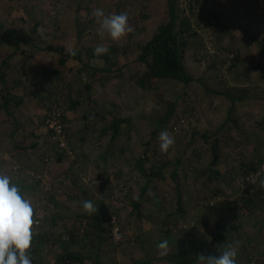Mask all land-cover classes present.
Instances as JSON below:
<instances>
[{"label":"rangeland","instance_id":"obj_1","mask_svg":"<svg viewBox=\"0 0 264 264\" xmlns=\"http://www.w3.org/2000/svg\"><path fill=\"white\" fill-rule=\"evenodd\" d=\"M178 2L197 30L183 57L197 79H148L143 87L138 80L147 78L146 68L137 55L165 16L167 0H0V24L24 27L39 47L16 50L0 41V70L7 75L0 81V174L31 200L34 221H40L33 234L45 235L42 245L49 247L38 262L40 244L32 241V264H65L61 255L71 244L74 264H176L162 256L176 249L181 233L195 225L211 238L218 224L227 245L236 247V264H264V188L245 192L242 171L244 163L264 160V0ZM97 8L106 15L127 13L132 31L119 43L100 37L92 16ZM98 44L116 63L93 80L94 102L131 120L114 141L102 114L86 116L85 86L94 67L106 66L88 55ZM49 45L81 51L82 59L60 64ZM11 53L10 65L2 66ZM9 94L23 102L7 110L2 104ZM227 94L241 99L233 103ZM72 99L81 104L72 107ZM52 104L65 122V148L46 123ZM163 130L175 139L166 153L159 147ZM202 133L218 139L216 165L212 140ZM31 144L36 146L19 148ZM153 169L161 174L152 175ZM84 199L110 206L124 230L121 243L113 241L110 225L90 232L95 213L71 222L55 216L79 210ZM74 223L78 234L71 231ZM163 240L166 250L157 247Z\"/></svg>","mask_w":264,"mask_h":264},{"label":"trees","instance_id":"obj_2","mask_svg":"<svg viewBox=\"0 0 264 264\" xmlns=\"http://www.w3.org/2000/svg\"><path fill=\"white\" fill-rule=\"evenodd\" d=\"M179 0H167L166 14L158 21L155 28L151 30L149 36L141 46V50L137 55L136 61L143 65L145 75L147 78H140L139 84L143 87L146 85L148 79L151 83H155L159 79H174L184 83H190L197 78L193 76L185 67L183 63L184 51L190 46L191 38L197 35V30L192 24L191 18L186 14L185 10L179 7ZM207 1V0H204ZM218 19L217 15H214ZM0 41L5 44L13 46L16 50H20L22 45L30 46L32 49H38L39 47L35 44V38L33 34L26 30L24 27H7L0 24ZM50 51L59 53L60 64H66L70 58L82 59V52H75V55H70L64 46L49 45L47 47ZM94 49H88V55L92 57L103 58L106 66L94 67L93 79L91 82L86 84L85 91L87 93V100L89 107L86 111V116H92L95 113L102 114L106 120H108V130L111 131V140L114 141L121 134L122 127L125 123H130V119H126L114 114H107L103 108H100L95 104L92 96V83L96 75L100 72H110V66L115 64L109 51L103 55H94ZM25 53V50L22 49ZM13 54H9L4 57L1 64L2 66L10 65V58ZM235 61L240 60V55L235 56ZM124 67V66H123ZM264 77V72H263ZM7 75L4 70H0V81L6 82ZM151 84V85H152ZM228 97L235 103L239 100L238 97L227 94ZM23 102L22 97L14 98L12 95H8L2 104L4 108L9 110V106L12 103L20 105ZM72 107H76L81 104L80 100L72 99ZM230 119V118H229ZM204 139L212 140V153H213V165H216L219 154H218V139L215 135L207 137L206 133H202ZM207 137V138H206ZM36 145L31 144L27 146H20L23 150H29L34 148ZM18 149V148H17ZM58 161H63V155L60 154L57 157ZM256 164L244 163L243 173L245 174L248 169L254 168ZM152 175H160V170H151ZM150 180L142 188L141 196H144L148 191ZM253 189L251 184H246L245 192L249 193ZM135 205H139V200L135 201ZM98 211L94 214V224L97 228H101L102 231H107V224L110 225L113 218V212L110 206L106 202H101L97 206ZM176 249L171 253H166L162 257L168 259L176 264H195L196 254L204 253L205 255L219 256L223 250L229 246L226 243V234L223 224L217 225L216 234L208 238L205 236L200 229L193 225L186 229L177 237ZM98 264V263H97Z\"/></svg>","mask_w":264,"mask_h":264},{"label":"clouds","instance_id":"obj_3","mask_svg":"<svg viewBox=\"0 0 264 264\" xmlns=\"http://www.w3.org/2000/svg\"><path fill=\"white\" fill-rule=\"evenodd\" d=\"M98 27V35L105 34L114 42L119 43L132 31L127 13L105 14L102 9L92 12ZM109 51L103 44H98L94 55H103ZM75 55L74 51L69 53ZM161 152H167L174 145L173 135L163 130L159 134ZM264 188V180L260 182ZM84 212L89 215L98 211L90 200L82 202ZM34 209L30 199L22 194L21 188L11 182L8 175L0 174V264H32L29 249L33 239ZM157 247L166 250L168 241H161ZM236 247L229 246L219 256L196 254L197 264H236Z\"/></svg>","mask_w":264,"mask_h":264},{"label":"built area","instance_id":"obj_4","mask_svg":"<svg viewBox=\"0 0 264 264\" xmlns=\"http://www.w3.org/2000/svg\"><path fill=\"white\" fill-rule=\"evenodd\" d=\"M46 123L50 131L55 134L59 140V146L65 148L66 129L63 116L57 105L52 104L46 117ZM68 151V149H67ZM66 153H71L68 151ZM264 180V160L259 164H256L254 168H250L244 174V182L251 184L254 187L259 186L260 182ZM40 221L36 220L35 224H39ZM110 234L115 243H121L124 240V230L117 217L113 214L112 222L110 224ZM69 235L63 237V239H69ZM35 253V246L31 244L29 249V255Z\"/></svg>","mask_w":264,"mask_h":264},{"label":"crops","instance_id":"obj_5","mask_svg":"<svg viewBox=\"0 0 264 264\" xmlns=\"http://www.w3.org/2000/svg\"><path fill=\"white\" fill-rule=\"evenodd\" d=\"M239 99H241V98H239ZM243 99V98H242ZM248 163H253L252 161L251 162H248ZM254 164V163H253ZM70 182H73V180L72 181H70ZM56 184V183H55ZM58 185V184H57ZM59 185H61V184H59ZM54 190H57L56 189V187H55V189ZM56 192V191H55ZM70 195V194H69ZM67 196V197H70V196ZM73 196H76V195H73ZM84 200H86V199H84ZM83 202V201H82ZM82 202H80V208H79V210H74V208H73V210L75 211H73L72 210V212L71 213H69V214H67V213H58L57 211L55 212L56 214H55V216L57 215H59L60 216V219H63V218H69L70 219V221H69V219H67V221L68 222H71L72 220H74V218L75 217H77V216H83V217H86V218H88L89 219V214H87L86 212H84V210H83V208H82ZM94 204V203H93ZM95 206H97V204H94ZM74 222V221H73ZM89 225H90V232H92V233H96V234H100V233H103V232H105V231H102L101 230V228H97L96 226H95V224H94V221H93V219H91L90 218V221H89ZM78 224H76L75 225V223L73 224V225H71V231L74 233V234H78V229L80 228V226L78 225ZM88 225V224H87ZM107 226V231H108V224L106 225ZM59 229V230H58ZM58 229L55 231V234H56V232H59L60 233V226L58 227ZM81 229V228H80ZM68 230V229H67ZM69 231V230H68ZM43 233V232H42ZM61 233H64L63 232V229L61 230ZM66 233H68V232H66ZM66 233H64V234H66ZM50 232L48 233V237H50ZM63 234V235H64ZM53 235H54V232H53ZM63 235L61 236V238H63ZM74 238H75V236H74ZM99 238H102V237H99ZM58 238L57 237H55L54 238V240H57ZM45 235H42V234H33V239H32V241L33 242H37L38 244H40V247H38L37 248V256H36V259H38L37 261L38 262H41V261H43V254H45V252H46V249L47 248H49V247H44L42 244H44L45 243ZM42 246V247H41ZM66 249V248H65ZM75 252H76V248H73V246H72V244L70 245V246H68V250H66L65 252H63L62 253V257H63V259H65V261H64V263L65 264H74V263H72L73 262V260L71 259L72 257H75L74 255H75ZM47 253V252H46ZM74 254V255H73Z\"/></svg>","mask_w":264,"mask_h":264}]
</instances>
